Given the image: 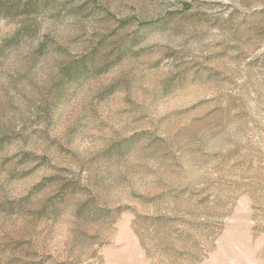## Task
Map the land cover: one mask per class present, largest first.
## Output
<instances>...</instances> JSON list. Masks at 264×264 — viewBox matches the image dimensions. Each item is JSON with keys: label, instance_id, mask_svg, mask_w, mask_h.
<instances>
[{"label": "rangeland", "instance_id": "374dc122", "mask_svg": "<svg viewBox=\"0 0 264 264\" xmlns=\"http://www.w3.org/2000/svg\"><path fill=\"white\" fill-rule=\"evenodd\" d=\"M0 264H264V0H0Z\"/></svg>", "mask_w": 264, "mask_h": 264}]
</instances>
